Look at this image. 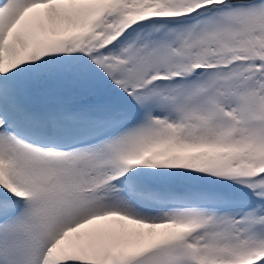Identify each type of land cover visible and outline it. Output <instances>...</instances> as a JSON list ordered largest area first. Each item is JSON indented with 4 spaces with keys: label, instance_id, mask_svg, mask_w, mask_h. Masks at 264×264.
<instances>
[{
    "label": "rangeland",
    "instance_id": "rangeland-1",
    "mask_svg": "<svg viewBox=\"0 0 264 264\" xmlns=\"http://www.w3.org/2000/svg\"><path fill=\"white\" fill-rule=\"evenodd\" d=\"M47 1L51 0H2L0 36H6L7 25L21 10ZM206 1L212 0H113L108 11L100 16L98 7L103 1L77 0L83 15L74 21L70 17L52 22L54 30H49L57 46L55 55L61 52L67 61H72L62 72L57 70V58L52 64H44L35 77L23 81L21 89L28 93L35 91L41 106L90 113L85 124L72 117L58 118L67 126L81 127L77 129L80 134L97 128L102 129L101 134L68 150L34 147L30 142L23 143L9 128L0 131V143H12L10 147L16 154L18 151L26 154L28 149V156L47 161L50 172L58 168L56 176L78 164L83 170H100L101 149L127 133H140L148 139L144 140L146 143L173 138L178 144L174 152L165 146L152 160H138L134 168L140 183L148 187L149 192L142 198L146 204L142 206L149 210L139 212L137 208L138 215L128 214L148 223L151 234H156L142 243L127 245L124 227L131 226L127 222L130 220L106 222L102 248L97 246L103 251V259L86 258L91 264H122L139 249L155 244L170 251L179 245L180 257L175 264H264V0H213L221 2L193 19L147 20L149 16H160L156 14L176 13L184 6L187 12ZM60 3L56 7L48 5L45 11L66 4L73 8L74 4L72 0ZM43 20L39 15L37 21L26 26H37ZM122 26L128 27L126 34L110 42L117 33L121 35ZM34 34L29 31L25 37H35ZM20 36L19 32L12 40ZM79 38L84 42L80 51L76 46ZM66 39L69 41L56 43ZM67 43L63 51L60 46ZM102 46L106 48L98 52ZM76 51L79 53L75 54ZM253 57L258 61L228 64L235 58L246 61ZM194 64L198 67L195 71L191 70ZM222 65L225 67L219 68ZM151 74L166 78L148 84ZM170 76L181 79L170 80ZM45 87L43 93L37 92ZM79 93L86 95L78 102ZM1 109L17 111L8 105ZM93 114L97 121L91 120ZM251 117L255 118L254 124H250ZM59 128L65 134L66 127ZM66 132L72 133V128L67 127ZM128 141H123L125 147ZM189 145H198V150L185 151ZM206 145L210 148L199 150ZM0 149L2 152L3 148ZM120 159L116 157L117 162ZM38 164L31 162L30 168L38 169ZM115 172L116 168L107 172L106 180L110 181ZM93 182L92 179L81 186L91 187ZM121 187L110 182L108 189L121 192ZM108 189L94 196L100 197L96 199L98 204L84 210L79 209L80 202L69 196L67 190L60 189L59 198L68 201L73 209L50 225L45 241L58 238L62 228L70 230L69 224L75 226L90 214L113 209L111 214L121 215L125 210L121 207V194L107 193ZM102 194L108 197L103 199ZM132 195L136 198V194ZM193 200L199 203L189 206L187 203ZM31 207L27 211H34ZM19 216L21 226L14 224V227L24 234L25 217ZM178 226L188 227V231L179 234ZM86 234L90 236L89 232ZM3 242L6 243L1 237V247L8 250ZM76 242L68 240L59 248L63 254L68 253ZM110 242L113 249L107 248Z\"/></svg>",
    "mask_w": 264,
    "mask_h": 264
},
{
    "label": "bare ground",
    "instance_id": "bare-ground-1",
    "mask_svg": "<svg viewBox=\"0 0 264 264\" xmlns=\"http://www.w3.org/2000/svg\"><path fill=\"white\" fill-rule=\"evenodd\" d=\"M1 1L2 0H0V2ZM72 1L74 2L73 8L72 6L66 4L63 7H58V9L54 8L56 10H51V12H47L49 8L45 11L46 7L53 4V6L56 7L55 5L58 6L62 0H51L50 2L47 1L45 3L33 4L30 7L21 10L13 21L7 25L5 30V32L7 31V34L5 37L0 36V80H2L0 86L2 84H6L8 88L6 91L0 93V99L2 96H5L4 94H7L10 97L26 96L24 100H26L27 103L26 106L18 108L16 114L0 109V131L6 128L11 129L16 136L20 137L23 143L30 142L31 145H35L37 147L43 145L70 150V147L73 144L81 143V141H92L102 132V129L97 128L94 131H87L86 133L80 134L78 130L81 127L69 125L72 128V133H67V127L69 126L64 124V121L60 120L58 117H72L74 120H80L83 124H85V122H88V116H90V113H83L79 109L71 111L67 108H64L65 111L63 112L60 108L55 109L46 107L45 105L41 106L40 98H38V96L34 95L35 101H33L31 94H29L27 90H24L25 93L21 91L23 81L27 78L30 80L35 77L37 72L41 71L44 64H52L57 58L58 61L56 62V65L58 72L64 71L67 63L69 64L71 59L67 61L61 52H59L58 55H55V52H57V46L54 45L55 41L52 39L49 30H54V27L51 25L52 22H58L60 19L70 17V21H74V19L80 18L83 15V11L81 6L77 4V0ZM100 1L103 2L98 7V14L103 16L104 13L108 11V4L113 0ZM227 1L228 0H224V2ZM220 2L221 1L213 0L211 2L206 1L202 6L200 4L193 10L191 9L187 12L184 6L181 11L176 13L149 16L147 20L158 22L189 20L196 17L202 11L209 9L210 6L219 5L218 3ZM89 4H92V2H89ZM56 13L58 14L55 15ZM39 15H42L44 19L43 21L38 22L39 24L37 26L34 25L35 27L31 25H29V27L26 26L28 23L33 24V22L37 21ZM91 24H93L94 27L99 26V23L97 22H93ZM127 28V26H122L123 31L120 36H124L126 34ZM29 31L35 32L36 34L34 35L36 36L26 38L25 34L29 33ZM19 32L22 36L17 38L16 41H13L12 39L16 37ZM68 41L69 39L64 41L58 40L56 43L60 44ZM83 43L80 38L77 40L76 46L78 51L82 50ZM67 45L68 43L60 47L64 51L66 50L65 48ZM104 48H106V46H102L98 52L102 51ZM52 49H54L53 53ZM78 51H76L75 54H78ZM251 60L252 59L246 61L249 62ZM240 61V59L238 60V58H235L231 60L229 64L238 63ZM47 68L48 67H46V69ZM176 79H181V77H176L172 80ZM34 82L36 83L37 81L34 80ZM44 90H46V87L44 89H38L37 92L43 93ZM96 94L97 93L94 95ZM85 95V93H79L77 101L79 102V100L85 99ZM9 101L10 103L8 102L7 105L10 108H13L15 106L13 100L9 99ZM87 101L93 102L92 99H88ZM33 104H37V106L34 107ZM114 114L115 113H113V115ZM76 115L78 117H76ZM91 120L97 121L98 118H96V115L93 114V116H91ZM250 120V124L255 123L254 117H251ZM59 126L66 127L65 134L57 131L56 127ZM231 130L236 131L232 128ZM228 132L229 130L227 133ZM139 134L140 133H134L133 135H130L127 133V135H124L123 137L121 135L119 140L115 139L110 142V145L103 147L101 149L103 150V153L100 155V170L96 168L83 170V167H81L82 165L78 164L77 167L70 169V171L68 169L66 172L62 171V173H59L58 176H56L55 172V170L60 171L58 168H54L55 170L52 169L53 172H50L48 170L49 167L47 166V161H38L33 159L31 156H28V149L26 154L23 153V151H18L17 153L19 154H16L10 147L12 143H0V148H3V151L0 152V194L7 195V193H9V196L11 197L7 202L10 209L5 212V221L0 224V238L3 237L5 239L6 243H3H5L8 247V250H5L0 244V257L3 259L0 264H91L87 262L86 258L90 259L92 257V260L103 259V251H100L97 246L100 245V248H102L101 242L103 240L102 236L105 232V223L116 221L120 218L121 220H125V218L130 220L127 222H129L131 226L124 227L128 235H124L125 237H128L127 245H133L136 241H145L148 237L155 235L156 233L151 234L149 231L150 227L148 223L138 218V216L136 217L128 214L132 213L134 215H138L139 213L135 212L137 208L139 209V212L140 210H149V208H144L142 206L143 204L131 195L132 191L127 193L124 191L119 192L108 189L109 183L113 181V178H111L110 181L106 180V173H109L110 170L119 167V164L121 165L122 161L125 159L135 161L136 157H138L144 158V160H152L156 154L162 153L165 150V146L169 147L172 152L179 148L173 138H167L166 141L157 139L156 141H147L146 143L144 140L148 139L143 136L142 138ZM147 135L148 134H146V136ZM18 137L15 138L17 141L20 140L17 139ZM147 137L149 138L150 135ZM16 140H14V142ZM124 140H129L126 142V147L123 142ZM13 145H16V143H13ZM193 147H195V149H192ZM208 147V145L202 146L199 150L202 149L205 151ZM184 150L187 152L196 151L198 150V145H189ZM181 153L183 152L181 151ZM119 155H122V157L120 156L122 161H119L118 163L116 161V157L120 158L118 157ZM35 161L39 163L38 169L35 166L33 167L36 168V170L30 168L31 162ZM78 167L81 168L78 169ZM33 171H35V173ZM119 173L120 171L118 170L114 175ZM92 179L95 181L93 182L95 184L92 183L93 185H91L88 189L82 188V184H89ZM137 182L138 181H136V183ZM134 183L135 182L133 181H128L130 187H133ZM60 189H64L63 191L67 190L69 196L73 197L77 202H80L81 205L78 206L79 209L82 210L98 204V200L96 199L100 197L94 198V196L100 195V189L101 191H107L108 189L109 192L107 193H111L113 195H117V193H119V195L121 194V207L125 210L121 215L117 211H115L117 212L116 214H111L113 209H107L103 211V214H90L82 219L81 223H78L75 226L73 223L69 224V226L73 228L69 232V235H66L61 231L58 238H51L49 241H45V237L49 235L48 232L50 231V225L55 224L57 219L61 218L62 215L68 211V209H73L68 204V201L64 202L59 198L58 195L60 193ZM162 190H166V188H163ZM101 197L104 199L108 197V195L102 194ZM189 202L190 203H187L189 206H196V203H199L197 200ZM5 205L6 203L2 206ZM29 206H32L31 208L32 210L34 209V211H27V207ZM202 207L206 208V206ZM183 212L184 211L181 213ZM253 212L254 209H252V213ZM19 214L25 217L23 218L25 223L23 227L25 230L24 234L23 231L14 227V224L15 226H21ZM42 218H44V220ZM191 227L196 228L195 225H191ZM177 230L180 234L188 231V227L178 226ZM87 232L90 233V236H87ZM114 236L116 237L115 233L113 237ZM43 240L45 241L44 245ZM68 240H77V242L70 247V251L65 257H60L61 255L58 249L59 247L64 246ZM87 245H89L88 250ZM113 245L114 244L110 242V244H107V248L113 249ZM103 249L106 252V247Z\"/></svg>",
    "mask_w": 264,
    "mask_h": 264
},
{
    "label": "water",
    "instance_id": "water-1",
    "mask_svg": "<svg viewBox=\"0 0 264 264\" xmlns=\"http://www.w3.org/2000/svg\"><path fill=\"white\" fill-rule=\"evenodd\" d=\"M175 256L167 248L161 245L154 246L148 250L140 251L124 264H174L179 258V247L174 246Z\"/></svg>",
    "mask_w": 264,
    "mask_h": 264
}]
</instances>
